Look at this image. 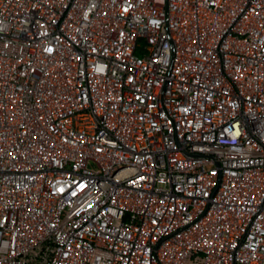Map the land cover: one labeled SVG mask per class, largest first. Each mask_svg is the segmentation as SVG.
Returning <instances> with one entry per match:
<instances>
[{
  "label": "built area",
  "instance_id": "built-area-1",
  "mask_svg": "<svg viewBox=\"0 0 264 264\" xmlns=\"http://www.w3.org/2000/svg\"><path fill=\"white\" fill-rule=\"evenodd\" d=\"M0 264H264V0H0Z\"/></svg>",
  "mask_w": 264,
  "mask_h": 264
}]
</instances>
